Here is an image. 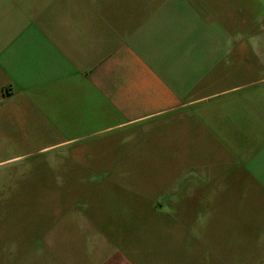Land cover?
<instances>
[{"label": "crops", "instance_id": "obj_1", "mask_svg": "<svg viewBox=\"0 0 264 264\" xmlns=\"http://www.w3.org/2000/svg\"><path fill=\"white\" fill-rule=\"evenodd\" d=\"M239 5L249 19L237 21V0H0V201L44 168L30 154L136 137L140 153L179 163L169 202L237 186L241 264H264V0ZM24 120L61 139L5 148ZM94 233V264H158Z\"/></svg>", "mask_w": 264, "mask_h": 264}, {"label": "rangeland", "instance_id": "obj_2", "mask_svg": "<svg viewBox=\"0 0 264 264\" xmlns=\"http://www.w3.org/2000/svg\"><path fill=\"white\" fill-rule=\"evenodd\" d=\"M249 3L237 0V21L249 19L250 8L239 5ZM17 126L16 138L3 139L5 148L17 142L15 147L35 152L61 139L51 129L42 133L32 121ZM163 143L167 138L146 141L150 148ZM50 149L29 155L44 168L35 167L27 180L2 191L0 264H94L91 237L103 231L115 250L121 243L142 244L158 264L246 261L241 247L249 235H239L237 227L248 224L249 204L237 203V186L221 187L212 200L195 196L174 203L168 201L167 183L179 163L154 149L140 153L136 137L93 138Z\"/></svg>", "mask_w": 264, "mask_h": 264}]
</instances>
